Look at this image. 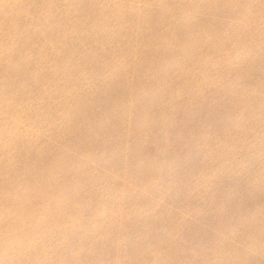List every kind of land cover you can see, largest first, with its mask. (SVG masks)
<instances>
[{
    "label": "rangeland",
    "instance_id": "374dc122",
    "mask_svg": "<svg viewBox=\"0 0 264 264\" xmlns=\"http://www.w3.org/2000/svg\"><path fill=\"white\" fill-rule=\"evenodd\" d=\"M3 4L0 264H264V0Z\"/></svg>",
    "mask_w": 264,
    "mask_h": 264
},
{
    "label": "bare ground",
    "instance_id": "6f19581e",
    "mask_svg": "<svg viewBox=\"0 0 264 264\" xmlns=\"http://www.w3.org/2000/svg\"><path fill=\"white\" fill-rule=\"evenodd\" d=\"M0 5H4V4H3V0H0ZM2 10H3V8L0 7V11H2ZM35 33H40V32H39V30H35ZM62 35H64V33H63ZM23 42H24V43H27V39H25ZM9 61H10V60L7 59L5 63H8Z\"/></svg>",
    "mask_w": 264,
    "mask_h": 264
}]
</instances>
